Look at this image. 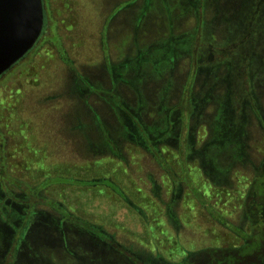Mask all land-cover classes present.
Listing matches in <instances>:
<instances>
[{"label":"rangeland","instance_id":"obj_1","mask_svg":"<svg viewBox=\"0 0 264 264\" xmlns=\"http://www.w3.org/2000/svg\"><path fill=\"white\" fill-rule=\"evenodd\" d=\"M43 1L46 20L38 41L0 78V127L5 133L0 135V264H138L96 235L65 228L53 203L89 220L96 229L103 226L105 233L116 234L115 242L122 243V248L134 244L148 251L157 247L177 257L181 250H174L172 234L158 227L157 220H164L161 205L149 196V173L158 179L160 167L152 162L154 154L147 140L129 136L123 128L135 129L132 119L139 116L152 132L150 136L161 138L159 145L179 148L182 123L180 110L173 107L188 89L194 70L188 90L191 98H203L210 88L217 97L203 98L196 108L189 123L193 146L186 158L194 165L191 171L196 168L199 190L217 201L222 215L219 219L203 207L186 177L182 178L177 190L182 241L191 243L189 250L197 252L196 264H264V228L259 237L249 238L250 247L239 254L242 232L249 229L247 222L260 219L264 205V184L257 191L253 180L258 172L264 175V166L259 168L264 162V78H255L254 90H250L245 145L237 155L240 162L232 163L230 169L221 157L218 168L205 155L211 147L218 106L228 88L221 83L213 86L215 73L222 79L238 70L233 87L235 108L249 91L242 58L254 53L264 61L263 6L259 37L253 43L247 41L252 37L247 24L252 5L264 0H202L201 22L192 11L180 8L187 4L185 0ZM235 50L229 57L231 71L229 65L228 69L216 67ZM139 77L144 81L140 83ZM168 87L164 106L159 105L161 92ZM137 91L145 97L142 107ZM166 117L170 118L167 128ZM117 155L129 165L116 159ZM168 156L178 167L177 157ZM228 158L224 160L230 163ZM101 176L111 177L133 201L148 206L153 228L110 190L64 179L43 188L48 178L91 180ZM239 178L244 181L238 185ZM247 180L251 203L242 211L237 191L245 190ZM29 205L35 207L34 215L28 214ZM29 216L33 224L26 222ZM19 229L26 231L25 240L14 245L12 239L19 236ZM40 233L41 241L36 238ZM67 233L70 240L66 244L62 237ZM248 250L244 260L237 257Z\"/></svg>","mask_w":264,"mask_h":264},{"label":"trees","instance_id":"obj_2","mask_svg":"<svg viewBox=\"0 0 264 264\" xmlns=\"http://www.w3.org/2000/svg\"><path fill=\"white\" fill-rule=\"evenodd\" d=\"M185 2H187V4L182 3L180 5V8L184 12H187V13L192 11L194 16L198 17L196 20L201 22L199 18L200 12L198 11V9L200 7L201 8L203 7L202 0H187V1L185 0ZM262 6L264 7V1L256 2L254 5H252V12H251L252 14L250 13L249 14L250 16H248L247 18V24L250 27V33L252 35V37H249L247 39L248 42L253 43V41L255 39H258L259 37L257 36L258 31L260 29V23H261L259 9L262 8ZM176 43H177V40L173 41L174 51H175V48L177 49ZM235 52L236 50L233 51V53H231L230 55L227 54L226 55L227 57H225L223 60L218 62L216 67L219 68L220 66L223 65L226 67V69H228L227 66L229 65V70H230L232 60L229 57H232V55H235ZM238 52L239 51H237V53ZM194 56L192 57L193 59L192 62L196 63ZM156 59H162V58H156ZM242 59L243 60L241 61V64L242 66L246 68L245 70H247L249 74V78H248V84H249L248 90L249 91L240 97L239 102L235 108L232 105L234 101L233 98L235 97V92L233 90L234 89L233 87H234L235 79L236 77H238V72H237L238 70L236 71V73H233V75L231 74V76H230V73L227 76L225 74V76L222 79H221V76H219L220 74L216 72L215 75L217 76L215 78L217 79L213 81L214 87H217V84L219 83H221L223 87L225 85L226 86L228 85V88L222 97V102L220 103V107L218 106V111L215 116V123L213 125V131H212L213 138L210 144L211 147L207 149L208 152H205L206 156H209L210 159L216 161L215 164L216 166H218V168H220V164L218 163V161L221 159V157H222L221 163H223V165L227 166L230 169H231V166L233 165L232 163H235L236 165L242 159V158L240 160L237 159L238 158L237 155L240 150H243L244 145H245V142H244V139L246 136L245 124H246V120L248 117L247 108L249 106V103H250L249 99L251 97L250 90L251 92L254 90L253 85H254L255 78L257 77L258 79L264 78V71L261 69V67L264 68V61H261L260 54L250 53L249 56L244 57ZM145 60L148 61L149 59H145ZM239 73H241V71ZM195 74H196V70L192 71L188 89L186 88V91H184V94L180 98L179 102L173 107V109L175 110L176 108L180 110L179 119L182 123V132L179 137V148L171 149L167 147L165 143H162L163 144L162 146L159 145V142H161V138L157 136L151 137L150 133L152 132H150L147 129L146 125L140 122L139 116L136 117L134 115L135 118L132 119L135 129L134 128L130 129L129 126H124L123 128V132L129 133V136L133 135V137L134 136L138 137L139 140L140 139L143 140V138L147 140L145 142L152 149V152L154 154L152 162H155L161 168V169L159 168V178L158 179H156V177L152 173H149V179H150L149 181L151 183V184L149 183L151 186L150 195L148 192L147 193L152 198L151 200L154 203H157L159 206L161 205L160 207L162 210V217L160 213V218L164 220L163 221L157 220L158 227L159 228L164 227L165 230L163 232L167 231L172 234L171 236L173 240L172 246L173 248H175L174 249L175 251H178L177 249L179 248L181 250L180 254H178L177 257H174L173 255L170 254L169 250L164 251V250L158 249L157 247L151 250H148V251L140 250V249H136V246L134 244L131 246L127 245L128 247L124 245L122 248L121 247L122 243L119 242L118 244V242H115V238H117L116 234L110 235V234L105 233L104 232L105 229L103 226H102L103 231L102 229H96L90 223L89 220L82 218L78 215H75L73 213H70V211L67 208L63 207L60 203L56 205L53 203V205L51 206L55 207V209L60 211L61 217H59V220L65 226V228H66V225H68L69 227L79 228L85 233L96 235L102 241L107 242L109 245H111L112 249L116 250V252L121 254V256L126 257L130 259L131 261L136 262L138 264H196L194 259H195V255L197 252H192L189 250L190 249L189 247H191V243L189 244L187 242L182 241V234L180 235V233L182 232L179 229V227H181V225L183 224V221H182L181 214L179 213V211H177V206H178L177 203H179V200H180L178 198V195L180 193L177 190H178V184H180L182 178L186 177V182H188V185L191 187V191H193V195L197 198V200H199V202L201 203L203 207L207 208V210L213 216L219 219H221L222 214L220 213L219 208L216 206L217 201H215L213 197L211 198L205 197V194L203 193V191L199 190L200 188L196 185L197 180L194 179V177L196 176L194 174V172L196 173V168H193L191 171L190 168L194 165L191 161L189 162L186 158L187 152H189L190 148L193 146L189 141V123L191 122L193 115L196 114L195 112H197L196 108L201 106L200 102L208 100L211 96L217 97V94H215V90L213 88L212 89L210 88V89H207L205 92H203L204 94L203 98L205 100L203 98H198L196 96H193V98H191L190 93H188V90L191 86V81L193 82L194 80ZM239 77H240V74H239ZM205 79H207V77H205ZM138 81H140V83L143 82L144 81L143 77L142 78L139 77ZM168 88L166 89V91L161 92L162 97L160 100L161 103L159 105L163 104L164 106V103H163L164 95H165V92L167 91L169 92L170 88L169 89ZM229 91L231 92L229 93ZM244 92L245 91L243 90V93ZM138 93H139L138 104L140 107H142L145 104L144 103L145 97L143 96V93L141 91H139ZM173 109L170 110L171 113ZM169 121H170V118L166 117L165 122H164V126L166 128L169 126ZM205 132L207 135L208 131L206 130ZM3 134L5 133L0 127V135H3ZM169 153L177 157L178 167H175L174 164L171 163V161H169L170 160V157L168 156ZM118 155L116 159L123 162V164H125V166L127 167L129 163L125 161L122 155L120 156ZM226 156L229 157L228 159L231 161L230 163H227V161L224 160V157ZM103 158L105 157H101L99 159H103ZM196 166L197 165H195V167ZM263 166H264V162L262 163L261 166H259V168ZM177 168H179V170H177ZM241 178L246 179V177H241ZM241 178L238 179V185L244 181ZM63 179L70 184H77V182L79 183L81 182L82 184H85L89 186L90 188H95V189L104 188V189L110 190L112 194L118 197L130 209H132L141 219H143L144 222L149 227L153 228L151 212L148 206H143L141 204L139 205L135 201H133L131 196L125 190H123L119 185H117L116 182L113 179H111V177L101 176V177H97L91 180H76L74 178H62V177L48 178L46 179V183L43 185L44 186L43 188L48 187L49 185H51V183H58L59 181L61 182ZM253 180L256 181V186H255L256 190L262 191L260 187L264 184V175L258 172V174L254 176ZM244 186H245L244 191H243V187H242V190L239 189L237 191V193L239 194V197H237V199H239L238 209L242 211L245 210V207L251 203V200L248 201V197L251 194V186L248 180L244 184ZM255 195H257V192L255 193ZM184 199L185 198H182V201H183L182 203H184L185 201ZM29 206L30 207L27 206L28 214L32 212L31 214L34 215L35 212L33 211V209L35 207L31 205ZM262 206H263V209H261L260 213L258 214L260 216V219H255V218L251 220L249 219V222H247L246 224L247 226L249 225L247 227L249 229L247 231L242 232V236H241L242 245L239 246V250H240L239 254H241L244 251V249L250 247L249 243L251 241L250 240L251 236L254 237L255 235H257L259 237L260 234L262 233V230L264 228V205ZM33 221L34 219L31 216H29L26 219V222L30 224H33ZM250 229L252 230L254 235L253 233L252 235H250L251 234ZM25 232L26 231L19 229V233H18L19 236H17L16 234L12 239V242L14 243V245L15 243H22V241L25 240ZM176 234H178V236ZM48 236L49 235H45V238ZM36 238H38L40 241L43 240L41 233H40V236L38 237L36 236ZM62 238L64 242H66V244H67V241L70 240L68 233L65 237H62ZM44 242L46 241H43V243ZM44 246L47 247L46 243H44ZM114 247L116 249H114ZM65 248L68 249V246H66ZM249 253L250 252L248 250V252L243 253L242 256L239 255L237 257L244 260L245 258H243V256L246 255L245 257H247Z\"/></svg>","mask_w":264,"mask_h":264},{"label":"water","instance_id":"obj_3","mask_svg":"<svg viewBox=\"0 0 264 264\" xmlns=\"http://www.w3.org/2000/svg\"><path fill=\"white\" fill-rule=\"evenodd\" d=\"M44 12L43 0H0V78L35 46Z\"/></svg>","mask_w":264,"mask_h":264},{"label":"flooded vegetation","instance_id":"obj_4","mask_svg":"<svg viewBox=\"0 0 264 264\" xmlns=\"http://www.w3.org/2000/svg\"><path fill=\"white\" fill-rule=\"evenodd\" d=\"M44 20H46V13L44 12Z\"/></svg>","mask_w":264,"mask_h":264}]
</instances>
